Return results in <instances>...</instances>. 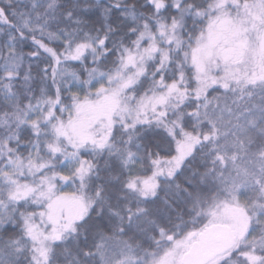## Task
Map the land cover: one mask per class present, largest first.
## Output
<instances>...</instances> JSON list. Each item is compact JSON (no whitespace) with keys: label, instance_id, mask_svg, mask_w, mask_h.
Listing matches in <instances>:
<instances>
[{"label":"snow or ice","instance_id":"obj_1","mask_svg":"<svg viewBox=\"0 0 264 264\" xmlns=\"http://www.w3.org/2000/svg\"><path fill=\"white\" fill-rule=\"evenodd\" d=\"M0 264H264V0H0Z\"/></svg>","mask_w":264,"mask_h":264}]
</instances>
